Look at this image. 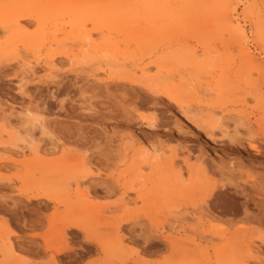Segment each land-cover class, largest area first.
Here are the masks:
<instances>
[{
	"label": "rangeland",
	"instance_id": "1",
	"mask_svg": "<svg viewBox=\"0 0 264 264\" xmlns=\"http://www.w3.org/2000/svg\"><path fill=\"white\" fill-rule=\"evenodd\" d=\"M199 1L0 0V264H264V68L225 22L264 65V0ZM85 33L111 57L83 62Z\"/></svg>",
	"mask_w": 264,
	"mask_h": 264
},
{
	"label": "bare ground",
	"instance_id": "2",
	"mask_svg": "<svg viewBox=\"0 0 264 264\" xmlns=\"http://www.w3.org/2000/svg\"><path fill=\"white\" fill-rule=\"evenodd\" d=\"M201 1H199V4L202 3ZM146 4H147V9L150 11V13H156V11H160L161 13L169 12V8L167 6H165V4L164 5H158V6L155 5V0H147ZM202 4H205V8H207V10H208V6L209 5L206 6V2L205 3H202ZM11 8H14V7H11ZM205 8L203 9V11L205 10ZM207 10H205L204 12H207ZM214 11L216 12V10H214ZM215 12H213V13H215ZM216 14L214 15V18L216 16ZM203 15H205V13ZM218 15H219V13H218ZM206 17H205V19H206ZM234 17H233L232 10H227L226 9V11H225V20L226 21L225 22H227V25L230 27L231 30L237 31L243 37V40H244V44H243L244 45V48H243L244 58L246 60H248V62H251L252 64H255V65L259 66V67H263L264 68V65L259 62V59L252 53V51L247 46V43L249 42V36L247 34L248 32H246V29L243 27L244 25L242 26V24H240L239 20H238V22H236V19ZM216 18H217V16H216ZM216 18H215V20H216ZM17 21L20 22L19 19ZM206 21H204V22H206ZM157 25H158V23H157ZM202 25H203V23H202ZM60 31H61L62 34H64V35L66 34L65 29H60ZM70 39H73V40L74 39H80L79 45H80V48H81L80 51H81V57H82V61L83 62H86L87 63V62H90L92 60H95L96 58L109 59L111 57V53H110L111 50L109 48H104L102 46L97 47V50L98 51H101V53H102L100 56L97 55V54H95V55H92L91 54V46L94 45V43H95V39H94V37H93V35L91 33H85V34H82L80 36L70 35V36H67L65 40H70ZM104 40H106V39H104ZM106 42H107V40H106ZM59 60L60 59L55 54H50V55H48V56L45 57V59H44V66L49 71L53 72V71L57 70L58 67L60 66V63L61 62ZM24 64H31V61H26ZM175 64L177 65V62ZM105 65L106 66L104 68V71H108L107 67L110 66L111 63L107 62ZM30 68L35 73L34 67L32 66ZM143 70H146V68L144 67ZM135 71H137V70H135ZM23 79H24V77L22 78V80ZM146 85L150 89H152V90L157 89V84H153L151 81L148 82V83H146ZM178 101L180 102V105L182 107L181 109L184 111V114L186 115L187 118L193 119V117H195L199 113L198 110L197 111L196 110H193L191 104H189L186 100H181L180 101L178 99ZM27 114H28L27 123L31 124L33 127H37V126L40 127L41 130H42V134H44V135L48 133V128H47V125L45 124L46 121L44 122V116L42 114H40V113H34V112L30 111V110H27ZM214 115H215V117H214L213 121H210V124H209L210 129H211L210 130L211 133L212 134H214V133L216 134V132L218 130H220V131H223V133H226L227 135H229L230 129L228 130L229 127L227 126L228 124H226L227 122L225 120V117H227V116H224V114H217V112H215ZM241 118H242L241 117V114L234 115V121L236 122V125H235L236 128L237 127L239 128V125L241 123L240 120H242ZM149 125H152V127H153V125H155V123L154 122H151ZM250 131H251V129H250ZM250 131H248L247 134H250ZM239 132L240 131H238V133ZM233 134L235 135L236 133H233ZM239 135H242V134L240 133ZM233 137L236 140L238 138L236 135L233 136ZM247 137L249 138L250 136H247ZM249 139H251V138H249ZM10 144L13 145L14 147H20L21 144H29L30 148L32 149V151L34 153H36V154L39 153V145L37 144V141H36V139H35L32 131H29L26 135H23V134H12L11 135V139H10ZM251 145L253 147H255V148L257 147L256 143H253L252 142ZM7 149H8V147H7ZM13 150H14L15 154L18 153V149L17 148H13ZM153 150L156 153H158V152H160L161 148H159L157 146H153ZM177 151H178L177 149L174 151L175 152V155L178 154ZM184 161L186 162L187 168L190 171V173L193 174L195 170L192 167V164L190 163L191 158L189 156H187L184 159ZM182 172L183 171H180L178 173L179 174V177L180 176H183V173ZM184 178H185V176H184ZM3 249H4V252L6 253L7 256H10V255L14 254L15 252L16 253L18 252V248H17L16 242L12 238L9 239L8 243H6V245L3 247ZM61 252H63V251H61Z\"/></svg>",
	"mask_w": 264,
	"mask_h": 264
}]
</instances>
